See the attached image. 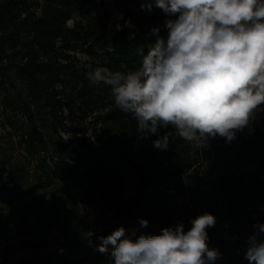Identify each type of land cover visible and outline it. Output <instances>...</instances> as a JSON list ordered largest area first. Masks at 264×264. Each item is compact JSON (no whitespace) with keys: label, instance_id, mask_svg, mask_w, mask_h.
I'll use <instances>...</instances> for the list:
<instances>
[{"label":"trees","instance_id":"trees-1","mask_svg":"<svg viewBox=\"0 0 264 264\" xmlns=\"http://www.w3.org/2000/svg\"><path fill=\"white\" fill-rule=\"evenodd\" d=\"M141 3L0 0L2 264H113L100 237L188 230L206 212L216 264H249L248 239L264 224V112L231 143L198 149L172 126L142 138L110 86L86 76L89 65L136 70L156 42L151 29L167 36L171 17ZM166 133L168 149L154 148Z\"/></svg>","mask_w":264,"mask_h":264},{"label":"clouds","instance_id":"clouds-1","mask_svg":"<svg viewBox=\"0 0 264 264\" xmlns=\"http://www.w3.org/2000/svg\"><path fill=\"white\" fill-rule=\"evenodd\" d=\"M153 4L171 18L166 37L151 29L157 39L139 68L89 65L87 78L110 86L114 104L137 121L142 138L172 126L175 136L198 149L216 137L231 143L264 112V0H142L141 10ZM172 135L160 136L153 147L167 150ZM139 224L147 228L149 221ZM215 224L206 212L188 230L177 223L160 234L134 230L126 236L119 227L99 238L97 250L110 253L113 264H216L221 253L209 248L206 231ZM254 228L245 259L264 264V224Z\"/></svg>","mask_w":264,"mask_h":264},{"label":"rangeland","instance_id":"rangeland-1","mask_svg":"<svg viewBox=\"0 0 264 264\" xmlns=\"http://www.w3.org/2000/svg\"><path fill=\"white\" fill-rule=\"evenodd\" d=\"M104 1L107 2V3H111V2H112V0H104ZM114 16H115V17H119V14L115 11V12H114ZM68 191H69L71 194H73V193H74V192H73V187H72V186H68ZM87 224H88V226L90 227V230H91V231H94V229H95V224H94V219H92V216H91V215H89L88 218H87ZM11 227H13V226L11 225ZM2 245H3V242H2V240H0V249H1ZM0 264H2V260H1V258H0Z\"/></svg>","mask_w":264,"mask_h":264}]
</instances>
